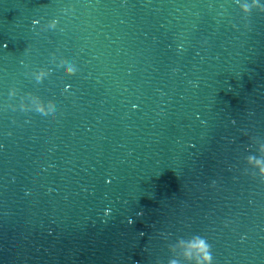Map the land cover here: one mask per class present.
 Segmentation results:
<instances>
[{"label": "water", "instance_id": "95a60500", "mask_svg": "<svg viewBox=\"0 0 264 264\" xmlns=\"http://www.w3.org/2000/svg\"><path fill=\"white\" fill-rule=\"evenodd\" d=\"M201 240L264 264V0H0V264Z\"/></svg>", "mask_w": 264, "mask_h": 264}, {"label": "clouds", "instance_id": "9594fccd", "mask_svg": "<svg viewBox=\"0 0 264 264\" xmlns=\"http://www.w3.org/2000/svg\"><path fill=\"white\" fill-rule=\"evenodd\" d=\"M179 50H183L182 46H178ZM133 221L129 220V223L131 224ZM199 244L202 246V258H203V264H212V254L210 251V246L204 242L200 241Z\"/></svg>", "mask_w": 264, "mask_h": 264}]
</instances>
